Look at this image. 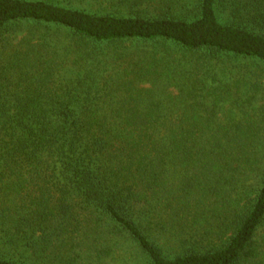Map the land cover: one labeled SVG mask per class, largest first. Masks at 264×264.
<instances>
[{
	"label": "trees",
	"instance_id": "16d2710c",
	"mask_svg": "<svg viewBox=\"0 0 264 264\" xmlns=\"http://www.w3.org/2000/svg\"><path fill=\"white\" fill-rule=\"evenodd\" d=\"M243 60L264 0H0V264H264Z\"/></svg>",
	"mask_w": 264,
	"mask_h": 264
},
{
	"label": "rangeland",
	"instance_id": "374dc122",
	"mask_svg": "<svg viewBox=\"0 0 264 264\" xmlns=\"http://www.w3.org/2000/svg\"><path fill=\"white\" fill-rule=\"evenodd\" d=\"M23 24L28 25L26 23ZM239 63L241 65L242 70L243 71L245 70L249 74V76L251 75V78H254L255 75L257 77L259 76V79L263 81V85L261 84L262 87L261 90L264 92V69L260 65H257L255 63L253 64L251 61L243 60V61H239Z\"/></svg>",
	"mask_w": 264,
	"mask_h": 264
}]
</instances>
